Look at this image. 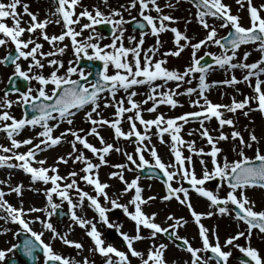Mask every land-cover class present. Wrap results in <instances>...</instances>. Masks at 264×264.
Here are the masks:
<instances>
[{
  "label": "snow or ice",
  "instance_id": "obj_1",
  "mask_svg": "<svg viewBox=\"0 0 264 264\" xmlns=\"http://www.w3.org/2000/svg\"><path fill=\"white\" fill-rule=\"evenodd\" d=\"M45 3L40 18L26 0H0V66L11 69L0 81L5 141L0 143V237H11L0 248V264H169L170 244L183 254L172 264H230L233 249L241 254L238 264H264V255L252 246L254 234L264 242V208L257 211L248 195L264 192V128L257 135L250 127L256 123L253 113L264 119V3L234 0L235 13L224 0H124L115 7L111 0L91 6L84 0ZM182 3L190 9L180 20L171 13ZM193 22L203 32L200 39L188 35ZM50 26L59 33L49 34ZM168 33L173 47L163 50L161 36ZM147 37L155 42L145 47ZM186 50L182 69L168 66L169 58ZM253 52L259 58L249 63ZM217 71L224 79L209 81ZM214 89L222 98L230 96V103H213ZM182 97L195 110L173 116L161 111L183 108ZM14 108L20 109L19 118ZM78 116L85 127L76 126ZM240 116L247 120L242 129ZM192 124L198 127H187ZM197 139L209 150L198 148ZM154 140L167 148V161ZM221 143L230 145L228 152ZM65 146L49 163L47 154ZM103 168L109 169L106 180ZM18 173L27 187L23 181L13 184ZM142 181H158L164 192L159 202L167 208L175 201L191 221L169 212L157 223L159 212L144 209L158 197H145L152 184ZM209 181L214 189L205 187ZM25 191L41 196V206L25 207ZM191 193L207 202L205 212L194 210ZM115 210L131 224L128 231L110 219ZM213 217L235 224V234L221 242L218 225L203 224ZM190 222L199 246L179 234ZM98 225L114 230L120 246L109 243ZM76 228L87 246L69 239ZM64 246L73 254L66 255Z\"/></svg>",
  "mask_w": 264,
  "mask_h": 264
},
{
  "label": "rangeland",
  "instance_id": "obj_2",
  "mask_svg": "<svg viewBox=\"0 0 264 264\" xmlns=\"http://www.w3.org/2000/svg\"><path fill=\"white\" fill-rule=\"evenodd\" d=\"M26 2L30 3L29 0H26ZM84 2L91 6L93 4H95L97 2V0H84ZM112 2V5L115 7L116 4L119 2V3H123L124 0H111ZM224 2L226 4H229L231 5L232 7V10H233V13L236 12V8L237 6L235 5L234 3V0H224ZM253 3L254 5L258 6L260 5L261 3H264V0H253ZM31 7H30V10L31 11H38L39 9H37L36 7L32 6V3H30ZM47 7V6H46ZM45 7V8H46ZM189 9H190V5L186 4V3H182L179 10L178 11H175L173 13H171L174 17H176L177 19H180V20H183L184 18L188 17V14H189ZM40 11V18H43L44 16V12L43 10H39ZM167 11V10H166ZM192 12L194 13V10H192ZM133 15H135V13H133ZM240 15L242 17H245L246 16V12L242 11L240 13ZM127 18V17H126ZM25 19H27V17H25ZM245 26L246 25V22H245ZM179 29L181 31L184 30V24L183 23H180L178 25ZM58 30V33H59V29L57 28ZM187 31H188V35L189 36H192L194 33L197 34V39H200L203 37V32L200 30L199 26L195 24V22H193L192 24H189L188 25V28H187ZM131 30L129 29V34H130ZM53 32L49 33V34H52ZM57 33V34H58ZM224 33L221 32V35H223ZM161 39L163 41H165V44H164V49L163 50H166V49H170L173 47L172 43H171V39H172V35L171 33H168V34H164L161 36ZM67 42V41H66ZM107 42V41H105ZM155 42L154 38L152 37H147L146 38V41H145V47H147L148 45L150 44H153ZM195 42V41H194ZM45 50H47V45H45ZM208 51L210 52H218V49L216 48H209L207 49ZM200 55H203V50L199 53ZM4 55V50L3 49H0V56H3ZM188 57H189V51L186 50L182 55L181 57L179 58H169V67H177V68H180L182 69L187 63H188ZM71 58V54L69 53L68 56L65 57V61H67V59ZM259 58V54L256 53V52H253L252 55L250 56L248 62L251 63V62H254L255 60H257ZM0 70L3 71V77L0 78V81H6V78L7 76L11 73V69L10 68H4L3 66H0ZM1 73V72H0ZM237 77L240 76V72H237L236 73ZM224 79V74L222 72H219L217 71L216 73L212 74L211 76H209V81H213V80H222ZM4 87V83H0V88H3ZM241 91L245 94H250V90L248 88H246L244 85H240L239 86ZM226 91L228 92H231L230 89H226ZM13 99L15 98L14 96L12 97ZM137 99H139V97H137ZM209 99L213 102V103H230V96H224L223 98L221 97L220 95V90L219 89H214L210 94H209ZM237 100H242L243 97L242 96H237L236 97ZM186 98L183 99V97L181 98V102L184 103V107L183 108H179V109H176L175 111H172L170 113L169 116H172V115H178V114H181L183 112H187V111H193L195 109H191L188 107L187 103L185 102ZM14 111V114L19 118V116L21 115V111L19 108H14L13 109ZM111 112V110H109V113ZM108 113H106L107 115ZM252 118L255 120V125H251L250 127H255L256 128V131H257V135L260 134V131L262 129V126H263V122H264V119H262L260 117V115L258 113H253L252 114ZM247 124V120H245L242 116L239 117V124H238V127H240L241 129L243 128V126ZM192 125H196V124H192ZM76 126L77 127H85V125L81 122L80 120V117L78 116L76 118ZM198 126V125H196ZM215 121H213L211 127H215ZM63 127H66L63 126ZM63 127L61 128V130H63ZM188 127H191V126H188ZM125 130H127V125H125ZM185 131H187V128L185 129ZM225 131L228 132L229 129L226 127L225 128ZM58 134V133H56ZM105 138L107 139L109 137V133L108 132H104L102 133ZM25 135V134H24ZM213 135H215V133H213ZM26 136V135H25ZM186 136V135H185ZM91 139V138H90ZM189 139V137L187 138ZM93 143H95V141H92ZM0 143H5L4 139L2 138L0 140ZM156 143V142H155ZM157 146V144H156ZM198 148L199 147H204L205 148V151H208L209 150V147L210 146H205L204 145V142L200 141L199 139H197V145H196ZM220 147L224 148L225 146L227 147L225 150V152H228L229 149H230V145L227 144V143H221V145H219ZM264 146V145H262ZM66 147L65 146L64 148H60V149H57L56 150V153L53 154V155H49V153L47 154L49 156V163H52V158L55 157L57 154L59 153H62L66 150ZM127 149L129 151L132 150L131 146H127ZM186 152V151H185ZM249 155H251V153H248ZM231 158V157H230ZM111 159L114 161V162H120V159L119 157L113 155L111 157ZM166 159L168 160L169 159V155H167ZM210 167V166H209ZM61 171H65V169L63 168V166H61ZM109 171L108 168H103L101 169V179L102 180H106L107 177H106V173ZM198 176L201 174V170H198L197 172ZM131 178V175H129V179ZM18 181H23L25 187H27L28 185V180L22 175V174H17L15 179L13 180V184H15L16 182ZM156 182V185L157 187H159V189H155L153 187V183L150 182V181H142V184L144 185H147L148 183H151L152 184V189L151 191H149L147 188H145V191H144V196L146 197L147 195H157V196H162L163 194V189L161 188L160 186V183L158 181H155ZM110 183H114L118 186V182L116 181H110ZM39 187V185H38ZM206 188L208 189H214L215 187V184H212V183H207L205 185ZM221 196L224 195L223 192L220 193ZM249 197L254 199L255 202H256V210H261L263 205H264V200L263 201H260L259 198L261 197L262 198V192L257 190V191H251L248 193ZM10 201L15 203V200L12 198V197H9ZM198 197L195 196L193 193H191V201H194V200H197ZM24 200H25V207L28 206V204H33L36 206L37 203L41 204V201H42V197L39 196V195H36V194H33L31 192H28V191H25L24 192ZM159 198L157 199L156 202H154L152 204L151 207H145L144 211L145 212H148V213H151V212H159V215L157 217V220L156 222L157 223H160L162 220H164L165 216L170 212V213H173V208H169V206H171L170 204H168L167 208H165V206L163 204H161L159 201ZM123 203V201H121ZM173 203V202H171ZM207 205V203H205ZM176 211L174 212V216L176 217H184L185 219L191 221L190 217L188 216V213L185 211V209H183V206H180V205H177L175 203H173ZM173 207V206H172ZM161 209H164L163 211H161ZM207 209H204L203 212H205ZM202 210H201V213H203ZM92 214L89 212V216H91ZM110 219L111 220H116L115 217H111L110 215ZM117 221L119 222H123L124 223V228L123 230L124 231H128L129 228L131 227V224L129 222L126 221V218H121V219H117ZM224 221L225 219L223 220H220L219 218L217 217H213V218H210V219H205L203 220L204 224L206 225V227H209V223L211 226L213 225H218V231H219V235H220V239H221V242H223V240L228 237L229 235H233L235 234V228L234 229H231L230 230V233H225L223 231L224 229ZM52 222L55 224V217L53 218ZM67 220L64 221V224H67ZM187 226H189V230H191L193 236L190 234V232H188V229H187ZM185 228L181 229L179 231V234L180 236L182 237H187L190 241L193 242V245L194 246H199V242L198 240H193V237L196 235V232H195V228H194V225L193 223H189ZM61 227H64V225L62 224ZM98 227L100 228V230L104 233L106 228H103L102 226H99ZM241 230H243V226L241 225ZM83 237V240L81 239V236ZM45 239H47V236L45 237ZM69 239L71 240H76V241H81V242H84L87 246V238L83 236V233L81 232V230L79 228H76L75 232L69 236ZM260 239L254 234L253 235V238H252V246L259 249L260 252H261V255H264V242L262 244H259L257 241H259ZM161 242H164V243H167L168 241L166 239H164L163 237H161ZM114 245H116L117 247H119V242L118 241H113L112 242ZM238 243H240L241 245H243L245 242L243 239H241L240 241H238ZM139 245L138 248L140 250H142L143 248V245H140V244H137ZM170 246L174 249V256L170 257L167 252L165 254V257L166 259L168 260L169 263L172 264L173 261H177L176 258H179L181 256H183V254L181 252H179L177 250L176 247H174L172 244H170ZM4 246H1V248H3ZM55 247L59 250L61 248V245L59 244H56ZM63 250L65 252V254H73L72 253V250L67 248L66 246L63 247ZM227 250V249H226ZM240 253H238L235 249H233V258L230 260V264H238V261L235 259L236 256H238ZM133 264H136V261L133 260Z\"/></svg>",
  "mask_w": 264,
  "mask_h": 264
},
{
  "label": "bare ground",
  "instance_id": "obj_3",
  "mask_svg": "<svg viewBox=\"0 0 264 264\" xmlns=\"http://www.w3.org/2000/svg\"><path fill=\"white\" fill-rule=\"evenodd\" d=\"M29 2L30 3H32V6H34V7H36L37 9H39V10H43L46 6H47V4L45 3V0H29ZM48 32L49 33H51V32H56V33H58V30H57V28H53V27H49V29H48ZM0 78H2L3 77V71H1L0 70ZM162 110H164V111H168V109H161V111ZM145 118H150V117H148L147 115L145 116ZM191 128H194V127H191ZM25 135L27 136V134H26V132H25ZM156 141L154 140V143H155ZM157 143V148H158V150H159V152H160V155L165 159L166 158V155L168 154V150H167V148L165 147V146H163V145H160L158 142H156ZM227 147L225 146L224 147V149H226ZM56 153V151H53V152H49V155L51 154V155H53V154H55ZM2 176H3V173L2 174H0V178H2ZM262 200V199H261ZM201 204L204 206V204L201 202ZM200 204V205H201ZM201 205V206H202ZM36 206H41V204H39V203H37L36 204ZM202 206V207H203ZM226 223H228V226H227V228H232V223L229 221V220H226ZM192 234V233H191ZM10 236H4V237H0V248H1V246H4V247H6L7 245L4 243L5 242V240H10ZM260 241V244L262 243V241L261 240H259ZM170 255H174L173 254V251H172V249H169L168 251H167ZM264 254V253H263Z\"/></svg>",
  "mask_w": 264,
  "mask_h": 264
}]
</instances>
